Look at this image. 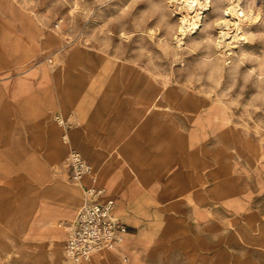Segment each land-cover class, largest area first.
<instances>
[{
	"label": "rangeland",
	"instance_id": "rangeland-1",
	"mask_svg": "<svg viewBox=\"0 0 264 264\" xmlns=\"http://www.w3.org/2000/svg\"><path fill=\"white\" fill-rule=\"evenodd\" d=\"M195 3L0 0V30L10 22L12 32L4 41L13 50L19 42L16 32L28 36L34 27L27 25L35 24L36 49L46 52L51 67L78 51L86 67L107 76L117 68L120 76L123 72L117 83L129 86V108L120 95L108 97L104 108L102 100L94 106L100 108L96 115L120 121L119 145L130 154L137 151L130 155L132 162L149 168L141 205L146 215L135 225L120 219L127 233L147 238L154 259L163 264H209L210 258V264H264V0ZM229 6H235L236 17L226 11ZM183 18L195 20L181 33ZM224 19L231 21L224 25ZM140 72L147 73L151 85H144ZM141 91L144 112L137 106ZM147 135L152 139L139 141ZM70 152L61 168L80 183L65 166ZM91 166L82 182L95 177ZM40 175L0 170V264H28L19 259V243L8 233L17 221L18 198L34 193L28 181ZM64 250L59 245L56 254L67 261Z\"/></svg>",
	"mask_w": 264,
	"mask_h": 264
},
{
	"label": "crops",
	"instance_id": "crops-1",
	"mask_svg": "<svg viewBox=\"0 0 264 264\" xmlns=\"http://www.w3.org/2000/svg\"><path fill=\"white\" fill-rule=\"evenodd\" d=\"M3 26L5 29L0 30V170L42 174L37 176L39 180L28 181L34 193L18 198L17 221L11 223L13 229L8 234L19 243V259L28 264H72L68 258L66 261L58 257L56 248L65 246L67 229L60 222L76 217L84 201L83 186L84 189L93 185L101 187L103 201L117 203L113 213L126 223L135 225L146 215L141 205L145 194L143 177L149 168L132 162L130 155H136L137 151L130 154L129 148L119 145V140H123L120 121L104 114L96 115L100 108L94 106L102 100L104 108L108 97L120 95L127 99L126 108H129L128 98L132 95L129 86L117 83L120 69L104 75L99 69L83 65L84 58L78 51L60 66L51 67L45 61L46 52L38 54L36 49L35 24L27 25L34 27L28 30V36L16 32L14 39L19 42L13 50L4 41L7 33L12 32V25L6 22ZM14 26L20 30L26 28L25 24ZM139 74L145 78L144 85L152 84L147 73ZM106 78L110 81L108 87ZM144 96L141 91L136 98L142 112L146 109ZM58 117L62 123L57 122ZM148 138L152 139L147 135L139 141ZM72 150L80 152L94 166L95 181L85 178L77 183L65 176L61 165ZM143 236L126 233L120 246L96 253L79 264H163L165 260L153 258L154 248L144 242L147 238ZM209 261L212 263L211 258Z\"/></svg>",
	"mask_w": 264,
	"mask_h": 264
},
{
	"label": "built area",
	"instance_id": "built-area-1",
	"mask_svg": "<svg viewBox=\"0 0 264 264\" xmlns=\"http://www.w3.org/2000/svg\"><path fill=\"white\" fill-rule=\"evenodd\" d=\"M65 166L71 169L72 179L81 182L92 170L91 164L77 151H71ZM95 181V177L91 176ZM104 190L93 185L84 189V202L76 217L65 223L67 238L65 252L72 264L89 260L94 250L100 247H114L128 225L113 213V202L103 201Z\"/></svg>",
	"mask_w": 264,
	"mask_h": 264
},
{
	"label": "bare ground",
	"instance_id": "bare-ground-1",
	"mask_svg": "<svg viewBox=\"0 0 264 264\" xmlns=\"http://www.w3.org/2000/svg\"><path fill=\"white\" fill-rule=\"evenodd\" d=\"M188 4L191 6V7H193L196 3H195V0H188ZM234 7L235 6H229V7H226V11H230V13H232L235 17L237 16V13H236V11H235V9H234ZM225 11V12H226ZM200 12H197L196 14H195V16H194V18H199V16H200ZM195 20V19H194ZM194 20H192V21H190V20H188L187 18H183V19H181V25H180V32L181 33H184V32H186L187 30H189V29H191L192 27H193V25H194ZM223 22H221L222 24H224V25H226L227 23H229V21H231L230 19H224V20H222ZM218 40V39H217ZM63 121H60V123H62ZM72 151H76V150H72ZM79 153V152H78ZM80 154V153H79ZM81 155V154H80ZM82 156V155H81ZM87 190V189H86ZM81 208V207H80ZM114 209H115V207H114V205H113V212H114ZM120 240V239H119ZM119 240L116 242V245L119 243ZM116 245L114 246V247H105V246H103V247H100V248H98V249H96V250H94V252H93V254H92V256L94 255V254H96V253H99V252H103V251H105V250H107V249H114L115 247H116Z\"/></svg>",
	"mask_w": 264,
	"mask_h": 264
}]
</instances>
